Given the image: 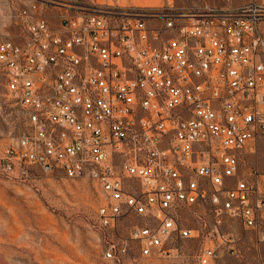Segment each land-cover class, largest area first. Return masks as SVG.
<instances>
[{
    "label": "built area",
    "instance_id": "built-area-1",
    "mask_svg": "<svg viewBox=\"0 0 264 264\" xmlns=\"http://www.w3.org/2000/svg\"><path fill=\"white\" fill-rule=\"evenodd\" d=\"M21 4L19 31L0 33V77L25 129L0 142V178L37 168L92 182L115 264L130 252L171 258L187 238L204 239L196 264H214L238 253L226 225L264 243V180L245 160L264 136V0L139 12Z\"/></svg>",
    "mask_w": 264,
    "mask_h": 264
},
{
    "label": "rangeland",
    "instance_id": "rangeland-1",
    "mask_svg": "<svg viewBox=\"0 0 264 264\" xmlns=\"http://www.w3.org/2000/svg\"><path fill=\"white\" fill-rule=\"evenodd\" d=\"M121 6L133 11L167 8H192L204 4L238 6L249 0H87ZM21 0H0V33L19 31L16 13ZM94 8H90L93 11ZM264 34V24L262 25ZM25 129V117L5 94L0 77V142L11 141ZM247 166L264 180V136L253 153H246ZM100 192L88 180L65 178L37 168L27 179L0 178V264H115L103 255L96 230V211ZM185 225L202 228L190 212L181 214ZM202 215V214H201ZM132 222L120 226L126 231ZM240 238L238 253L224 250L214 264H264V243L235 225H226ZM202 238H187L177 243L179 254L171 258L142 257L130 252L124 264H196Z\"/></svg>",
    "mask_w": 264,
    "mask_h": 264
}]
</instances>
